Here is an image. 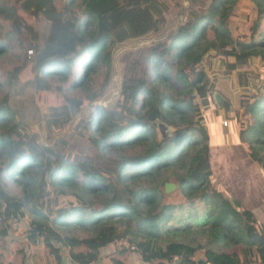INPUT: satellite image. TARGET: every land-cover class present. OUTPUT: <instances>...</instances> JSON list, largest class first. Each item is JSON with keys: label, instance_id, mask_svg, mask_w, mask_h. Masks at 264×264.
Here are the masks:
<instances>
[{"label": "trees", "instance_id": "1", "mask_svg": "<svg viewBox=\"0 0 264 264\" xmlns=\"http://www.w3.org/2000/svg\"><path fill=\"white\" fill-rule=\"evenodd\" d=\"M57 1L0 0V59L12 52V38L31 49L28 14L33 3ZM64 1L59 42L38 50L33 82L42 97L56 99L48 78L69 81L73 76L72 89L89 94L52 106L50 122L60 128L105 95L110 83L93 92L94 84L102 74L112 81L122 45L156 36L140 52L133 51L115 104L95 106L80 132L89 133L103 165L93 158L73 160L65 137L51 145L40 143L18 120L6 94L0 103L2 235L8 234L10 222L30 218L27 239L48 249L56 264H63L66 251L72 264H94L110 246L120 255L136 253L145 263L200 254L208 264H264V223L215 188L212 134L204 126L213 108H224L239 127L246 151L264 169V0H246L257 13L249 42L233 36V23L248 17L235 13L241 0H186L189 8L180 7L179 0ZM176 8L184 11L178 23L168 17ZM131 14L148 19L152 30L142 36L116 35L115 27ZM213 56L223 65L233 59L228 71L235 87L251 91L252 86L257 93L235 107L229 90L225 85L218 89L220 82L211 77ZM252 63L256 67L250 70ZM22 68L11 72L9 87L14 81L19 85ZM6 176L20 196L9 193ZM169 182L178 186L175 194L166 192ZM173 195L180 202L171 203ZM67 197L74 202L62 206ZM114 261L123 264L117 257Z\"/></svg>", "mask_w": 264, "mask_h": 264}, {"label": "rangeland", "instance_id": "2", "mask_svg": "<svg viewBox=\"0 0 264 264\" xmlns=\"http://www.w3.org/2000/svg\"><path fill=\"white\" fill-rule=\"evenodd\" d=\"M65 2L66 1L61 0L57 1L55 4L50 2L33 3L31 7L32 14H28V21L32 26L33 40L32 44H30L31 49L26 50L24 42L20 44L18 42V38H12L10 41V44L13 47L12 52L0 59V103L6 94H9L11 96V109L17 113L18 120H22L29 133L31 135H37L40 138V143L44 145H51L59 138L65 137L68 141L66 153L67 155H70L73 160L93 158L98 161L99 165H103V162L90 141L89 133H86L85 136H81L80 132H83L85 128L88 127V118L94 111L95 106L104 105L111 107L115 104L119 96L121 80L125 78L123 70L129 61L130 56L133 51L140 52L141 49L139 48H142L146 42V44H150L156 35L151 34L145 38L131 40L122 45L116 56V69L112 77V81L107 83L102 74L94 84L93 92L105 89V87L110 83L109 87L105 90V95L92 106H90L92 103L86 106L73 123L65 128H60L50 122V119L52 118V112L50 109L52 106H60L63 99L67 97H86L89 96V94H82L72 89L71 85L73 83V76H71L69 81L52 80V78H48V81L52 86V91L54 92L52 95H55L57 97L56 99H47V97H42L36 92L33 82L37 74L34 60L37 62L38 50H46L48 47H53L55 42H59L60 33L58 32V25L63 19L66 4ZM179 3L180 7L181 5L183 8L190 7L189 1L179 0ZM179 11V8L170 10L168 15L169 19H172L173 22L177 23L182 21L184 19V11ZM244 12L248 17L239 18L233 23V36L237 41L249 42L252 37V27L257 13L251 4H249L246 0H241L235 13L236 15H240ZM131 15L133 16H130V19H127L125 22L118 24L115 27L114 32L116 35L122 33L125 36V31H128L131 35L142 36L152 30V24L148 19L140 18L136 14ZM3 24L6 26L5 31L10 29L9 23L3 22ZM129 33L126 34V36L129 35ZM32 50L34 52L30 55V51ZM212 58V66L208 68V70L211 77L217 78V82H220L218 89L225 85V90L236 92L237 86L235 87L234 84V74L228 71L230 63L234 62V60L231 59L228 61L227 65H223L218 57L213 56ZM80 66L81 61L78 63V68L81 73L82 69ZM17 67H23L19 71V85H17V82L14 81L11 88L7 85V81L11 72ZM255 67L256 64L252 63L249 69L251 68L250 70H252ZM60 87L62 92L58 90ZM239 89L240 90L238 92H240L241 97L237 107L241 105L243 97L252 96L253 93H257V90L252 86L250 87L251 91H246L241 87ZM232 112L233 113L230 115H235L236 112ZM228 116L229 115L224 108H213L206 116L207 121L204 126L209 129L210 118L215 122L219 121V123H221V120L225 118L226 121L224 120V123H230ZM213 130H215V128H213ZM227 131H231V126ZM210 133L212 134L210 162L215 188L233 202H240L245 206L248 204L251 209L252 207H258L257 212L259 216L264 218V169H261L256 163H254L253 158L246 151L247 146H243L242 143H239L240 141L236 136L233 138L228 137L223 141L219 132L214 135L211 130ZM158 136L160 138L162 137L161 130H158ZM227 139H229V143H227L228 146L226 148L223 146L222 148L220 144H224ZM230 142H237L236 144L238 146L235 145V148ZM1 163L2 161H0V164ZM101 169L103 168L101 167ZM6 182L8 184V191L11 195H21L20 189L12 184L13 181L10 180L8 176H6ZM166 185L172 186L176 184L169 182ZM170 189L171 192L169 193L175 194L178 191V186L176 185V187H170ZM172 197L173 201H170L171 203L180 202L177 196L173 195ZM70 202H74V199L70 197L64 198L62 206H65L63 204H69ZM28 220L29 219L27 218L25 223L19 228L25 230L26 222H28Z\"/></svg>", "mask_w": 264, "mask_h": 264}, {"label": "crops", "instance_id": "3", "mask_svg": "<svg viewBox=\"0 0 264 264\" xmlns=\"http://www.w3.org/2000/svg\"><path fill=\"white\" fill-rule=\"evenodd\" d=\"M236 90H237L236 92L228 91V94L230 95L229 98H231L234 101L235 107L239 104L241 97L240 92H238L240 89L236 88ZM232 111H234V109H232ZM231 113L233 112H230V114ZM231 116L234 117L235 115H231ZM224 120L225 118L221 120V123H219V121L215 122L213 119L210 118L209 131L212 130V133H214V135L219 132V135L223 141L228 137L233 138L234 136H236L240 141L239 143H241L239 127L235 126L234 122L231 121L230 122L231 131L229 132L223 126ZM213 128H215V130H213ZM228 141L229 139H227L224 144L223 143L220 144V146H222V148L223 146H225L226 148L228 146L227 143H229ZM230 143H232L233 144L232 146L234 147L235 145H237L236 144L237 142H230ZM246 206L249 209H251L248 206V204ZM251 210H253L257 214L258 219L264 223L263 221L264 218H261L257 212L258 207L256 208L252 207ZM28 219L29 220L28 222H26L25 230H22L19 227L22 226L27 219L24 220L22 223L10 222L9 231L6 236L1 235V229H0V264H56L54 258L52 257L48 249H46L44 246L40 244L32 245L27 239V233L30 231V221H31L30 218ZM64 256L65 259L63 264H72L70 258L68 257L67 251L64 253ZM115 257H117V259L121 261L123 264H202L203 261H206L200 254H198L196 257L190 260H183V261L176 260L172 263L167 261L145 263L142 261V258L136 253L129 252L126 255H120L118 254L114 246H110L103 250L100 261L94 264H117L114 261Z\"/></svg>", "mask_w": 264, "mask_h": 264}, {"label": "water", "instance_id": "4", "mask_svg": "<svg viewBox=\"0 0 264 264\" xmlns=\"http://www.w3.org/2000/svg\"><path fill=\"white\" fill-rule=\"evenodd\" d=\"M216 102H217V104H221V102H222V97H221V95L220 94H216ZM169 185V184H168ZM170 187H176V185H170V186H167L166 185V192H171V189H170ZM202 264H208L206 261H203L202 262Z\"/></svg>", "mask_w": 264, "mask_h": 264}, {"label": "built area", "instance_id": "5", "mask_svg": "<svg viewBox=\"0 0 264 264\" xmlns=\"http://www.w3.org/2000/svg\"><path fill=\"white\" fill-rule=\"evenodd\" d=\"M33 52H34V51H30V55H32V54H33ZM263 84H264V80H263ZM224 125H225V126H227V125H228V123H227V122H225V123H224Z\"/></svg>", "mask_w": 264, "mask_h": 264}]
</instances>
